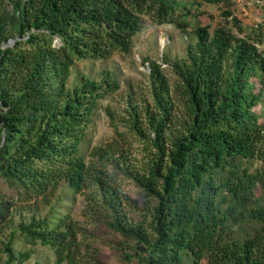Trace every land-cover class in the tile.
I'll return each mask as SVG.
<instances>
[{
  "label": "trees",
  "instance_id": "16d2710c",
  "mask_svg": "<svg viewBox=\"0 0 264 264\" xmlns=\"http://www.w3.org/2000/svg\"><path fill=\"white\" fill-rule=\"evenodd\" d=\"M202 1L223 8L213 32L179 0H0V264L28 263L38 244L54 264H107L95 249L87 258L79 221L42 216L62 187L98 211L126 261L264 264V32L246 33L232 0ZM144 16L182 32L194 19L197 40L181 58L144 59L149 96L106 109L113 136L87 160L98 103L120 82L103 71L69 87L73 68L130 54Z\"/></svg>",
  "mask_w": 264,
  "mask_h": 264
},
{
  "label": "rangeland",
  "instance_id": "374dc122",
  "mask_svg": "<svg viewBox=\"0 0 264 264\" xmlns=\"http://www.w3.org/2000/svg\"><path fill=\"white\" fill-rule=\"evenodd\" d=\"M179 1L189 8H192L193 13L197 12V14H200V23L209 26L211 32H213L216 27L225 24L221 14L223 10L221 5L207 4L202 0ZM198 1L202 4L198 5L196 3ZM232 4L234 16L241 21V25L244 27L246 33L253 34L252 30L259 26H262V31L264 32V1L241 0L238 2L232 0ZM143 20L144 26L147 27L144 28L143 31L141 30L135 37L134 47L130 54L116 53L107 60H78L77 65L73 68L69 87L77 84L79 80L77 78L81 75L100 81L103 71H108L112 79L120 82L119 89L108 93L98 103L97 110L87 131L83 145L87 160H89L90 152L95 146L100 145L113 136V129L109 125L106 109L110 107L121 113L125 97L132 91L135 92L137 99L149 96L148 74L150 69L148 63H144V59L150 58L162 64V56L164 53L171 59L181 58L184 56L188 44H194L197 40L194 34V29L196 27L194 19L189 20L190 24L185 32H182L174 26L156 27L148 16H144ZM229 26L236 34L240 35L235 26L232 24ZM8 42L5 46H12L14 44V40ZM54 45L59 47L60 41L55 39ZM258 48L261 49L260 44H258ZM258 110L261 112L260 121L264 124V98ZM135 146L137 145L135 144ZM3 188L4 185L2 181H0V190ZM120 188L124 201H138L137 206H132L131 215L139 217V215L144 214L142 209L143 201L142 198L139 197L137 188L134 184L125 183ZM126 198H129V200H126ZM52 202L51 206H42V216L48 215L50 220L56 222L55 219L58 217L70 215L74 220L79 221L84 231L80 239L83 238L86 243H90L89 249L86 250L87 258L91 256L93 249H95L96 252L101 254L102 259L107 264H137L136 260L126 261L123 259L115 249L113 245L115 235L108 225L101 222V217L97 214L98 211L88 210L89 215H85L87 213H84V211H87V208L85 196L83 194L74 195L62 187ZM17 204L20 206L21 203L18 202ZM14 222H17L16 217ZM15 237V246L18 249L26 250L29 248V245L20 241L22 240V236L19 233H16ZM33 252V257L26 264H54L55 257L48 246L38 244L33 247ZM92 262H94V260H92Z\"/></svg>",
  "mask_w": 264,
  "mask_h": 264
},
{
  "label": "built area",
  "instance_id": "2783aa9c",
  "mask_svg": "<svg viewBox=\"0 0 264 264\" xmlns=\"http://www.w3.org/2000/svg\"><path fill=\"white\" fill-rule=\"evenodd\" d=\"M236 1L240 2L241 0H236ZM246 14H247V12H246ZM260 46H261L260 51L262 52V54H263V56H264V40H263V42L260 44Z\"/></svg>",
  "mask_w": 264,
  "mask_h": 264
},
{
  "label": "water",
  "instance_id": "95a60500",
  "mask_svg": "<svg viewBox=\"0 0 264 264\" xmlns=\"http://www.w3.org/2000/svg\"><path fill=\"white\" fill-rule=\"evenodd\" d=\"M8 44H9V42H8Z\"/></svg>",
  "mask_w": 264,
  "mask_h": 264
}]
</instances>
